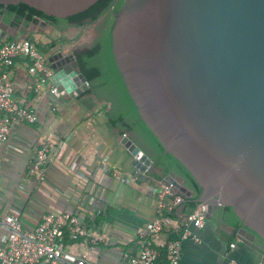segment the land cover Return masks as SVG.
<instances>
[{"label":"water","instance_id":"water-1","mask_svg":"<svg viewBox=\"0 0 264 264\" xmlns=\"http://www.w3.org/2000/svg\"><path fill=\"white\" fill-rule=\"evenodd\" d=\"M98 0H0L59 19ZM48 59L55 85L86 81L75 53ZM111 52L140 119L198 184L197 203L229 208L239 238L264 241V0H124ZM133 167L152 160L124 135ZM175 187L189 197L184 179ZM248 240V241H247Z\"/></svg>","mask_w":264,"mask_h":264},{"label":"crops","instance_id":"crops-1","mask_svg":"<svg viewBox=\"0 0 264 264\" xmlns=\"http://www.w3.org/2000/svg\"><path fill=\"white\" fill-rule=\"evenodd\" d=\"M95 25L60 31L42 21L0 15V36L10 41L30 38L49 59L88 47L96 37ZM2 71L15 100L35 109L38 122L34 126L13 122L7 141L0 143V214L19 217L26 229L34 228L47 213L75 214L89 224L87 237L71 240L66 235L62 249L84 256L86 264H126L140 249L137 231L156 216L157 194L165 185L153 176L159 169L133 174V155L120 128L110 124L109 106L103 100L87 93L55 97L48 82L35 91L38 77L27 73L23 60ZM46 141V179L36 182L27 170ZM186 212L180 206L177 217L163 219V231L153 238L163 254L157 264L166 263L164 250L175 238L178 217ZM208 216L203 229L191 227L199 242L182 243L179 264H227L229 258L241 264H264V241L255 238L244 244L238 219L230 211L212 207ZM5 235L0 228V244Z\"/></svg>","mask_w":264,"mask_h":264},{"label":"built area","instance_id":"built-area-1","mask_svg":"<svg viewBox=\"0 0 264 264\" xmlns=\"http://www.w3.org/2000/svg\"><path fill=\"white\" fill-rule=\"evenodd\" d=\"M23 60L26 71L30 76H37L35 91H39L42 84L49 83V92L55 97L78 95L87 88L85 82L82 87L67 93L52 81L54 74L45 54L30 39L10 41L0 36V143L6 142L13 122H20L34 126L38 122L35 109L20 105L14 98L13 87L7 81L2 68H11L15 61ZM126 135V134H124ZM49 142L46 141L36 150L34 158L28 166V175L36 182L46 179V164L48 159ZM147 165L143 175L152 170ZM134 175L140 174L137 168L132 170ZM165 185L157 194L156 216L143 229L137 231V238L141 246L137 254L127 258L126 264H157L162 252L153 245V238L163 231V219L167 217L183 201L181 193L174 185L175 179L167 176L163 179ZM170 198V201L167 200ZM207 205L198 203L194 211L178 217V229L175 238L169 241L164 250L165 264H179L181 246L185 240L199 242L192 233L191 227L203 229L206 225ZM0 228L5 231V240L0 244V264H86L84 256H76L60 247V243L67 235L71 240L87 237L89 224L80 221L71 213H47L32 229L22 226L19 217L0 214ZM234 247V243L230 244ZM92 249V247H89ZM227 264H241L229 258Z\"/></svg>","mask_w":264,"mask_h":264},{"label":"trees","instance_id":"trees-1","mask_svg":"<svg viewBox=\"0 0 264 264\" xmlns=\"http://www.w3.org/2000/svg\"><path fill=\"white\" fill-rule=\"evenodd\" d=\"M123 3L124 0L117 2L115 0H98L87 10L65 19L46 16L21 3L6 7L0 5V15L11 18L16 16L26 22L42 21L60 31L68 27L96 24L101 19V22L96 25V37L93 42L75 53L78 72L83 74L88 83L87 88L80 93L92 94L109 106L106 115L110 124L119 127L123 134L130 133L132 135L133 142L152 160L153 169H159V174L153 175L157 180H163L170 173L184 179V185L191 190L192 194L189 197L183 195L182 203L169 216L177 217V209L180 206L187 210L185 215H188L194 211L198 204L197 199L201 189L177 159L163 152L161 144L140 119L137 108L130 98L114 62L111 52V30ZM103 25L105 28H102ZM224 209L231 212L229 208Z\"/></svg>","mask_w":264,"mask_h":264},{"label":"rangeland","instance_id":"rangeland-1","mask_svg":"<svg viewBox=\"0 0 264 264\" xmlns=\"http://www.w3.org/2000/svg\"><path fill=\"white\" fill-rule=\"evenodd\" d=\"M98 22L100 23L101 21H100V19L98 20ZM96 23V25H98L99 23ZM96 25H95V33H96Z\"/></svg>","mask_w":264,"mask_h":264},{"label":"flooded vegetation","instance_id":"flooded-vegetation-1","mask_svg":"<svg viewBox=\"0 0 264 264\" xmlns=\"http://www.w3.org/2000/svg\"><path fill=\"white\" fill-rule=\"evenodd\" d=\"M117 1H118V0H115V2H117ZM100 21H101V19H100ZM102 28H105L104 25L102 26ZM85 48H86V47H85Z\"/></svg>","mask_w":264,"mask_h":264}]
</instances>
